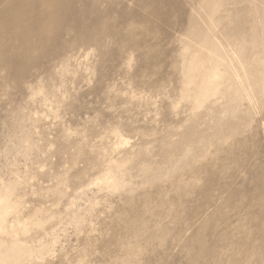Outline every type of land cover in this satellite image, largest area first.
I'll use <instances>...</instances> for the list:
<instances>
[{
    "label": "rangeland",
    "instance_id": "374dc122",
    "mask_svg": "<svg viewBox=\"0 0 264 264\" xmlns=\"http://www.w3.org/2000/svg\"><path fill=\"white\" fill-rule=\"evenodd\" d=\"M0 264H264V0H0Z\"/></svg>",
    "mask_w": 264,
    "mask_h": 264
},
{
    "label": "bare ground",
    "instance_id": "6f19581e",
    "mask_svg": "<svg viewBox=\"0 0 264 264\" xmlns=\"http://www.w3.org/2000/svg\"><path fill=\"white\" fill-rule=\"evenodd\" d=\"M32 7V6H31ZM36 7V6H35ZM32 11V10H31Z\"/></svg>",
    "mask_w": 264,
    "mask_h": 264
}]
</instances>
